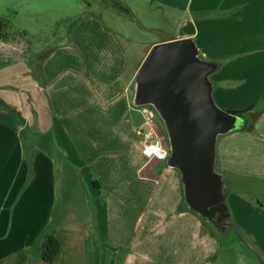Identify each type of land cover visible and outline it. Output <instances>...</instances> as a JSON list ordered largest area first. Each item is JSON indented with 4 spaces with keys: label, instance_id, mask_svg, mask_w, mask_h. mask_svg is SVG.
<instances>
[{
    "label": "crops",
    "instance_id": "1",
    "mask_svg": "<svg viewBox=\"0 0 264 264\" xmlns=\"http://www.w3.org/2000/svg\"><path fill=\"white\" fill-rule=\"evenodd\" d=\"M154 2L182 14V35L164 42L191 40L213 66L207 81L217 108L241 112L261 99L264 0H128L127 7L149 11ZM67 36L38 71L25 60L0 63V99L14 110L0 109V264H48L40 248L51 233L60 244L51 264H219L218 237L185 201L154 105L161 120L142 124L147 107L135 77L153 45L132 53L124 26L92 14ZM148 133L162 141L165 159L144 154ZM215 137L220 203L227 204L225 186L239 192L242 180L264 192V112L250 130ZM230 208L239 217L251 209L236 201ZM262 216L252 222L259 264Z\"/></svg>",
    "mask_w": 264,
    "mask_h": 264
},
{
    "label": "rangeland",
    "instance_id": "2",
    "mask_svg": "<svg viewBox=\"0 0 264 264\" xmlns=\"http://www.w3.org/2000/svg\"><path fill=\"white\" fill-rule=\"evenodd\" d=\"M127 2L123 0L118 3L119 7L127 10L123 12L114 7L110 0H0V18L8 21V29L0 35V63L25 60L30 69L35 71L44 56L46 58L59 44L68 42L67 33L73 24L90 14L103 18L110 28L124 26L128 36L125 42L127 47L140 56L152 45L173 42L175 40L164 41L182 35V14L179 11L162 7L156 2L152 3L149 11L134 4H131L133 10H129ZM227 8L224 6L223 13ZM211 101L214 104L212 96ZM145 105L153 112L155 122L160 121V113H156L152 104ZM261 105H264L261 101L257 102L256 109ZM241 122L242 119L238 118L237 127ZM167 142L169 144L168 138ZM242 181V186H238L239 192H236V187L226 186L225 192H221L227 204L220 203V212L212 215L215 224L203 219L218 237L215 238L219 240V264L260 263L257 258L259 251L252 242L255 237L252 222L259 215H264V192L256 187L254 181ZM233 201L251 209L239 217L230 208Z\"/></svg>",
    "mask_w": 264,
    "mask_h": 264
},
{
    "label": "water",
    "instance_id": "3",
    "mask_svg": "<svg viewBox=\"0 0 264 264\" xmlns=\"http://www.w3.org/2000/svg\"><path fill=\"white\" fill-rule=\"evenodd\" d=\"M213 66L200 60L191 40L153 46L137 71L140 103H150L164 120L169 163L181 173L191 210L215 224L220 212L219 178L213 173L214 136L237 128V118L211 101L207 76Z\"/></svg>",
    "mask_w": 264,
    "mask_h": 264
},
{
    "label": "trees",
    "instance_id": "4",
    "mask_svg": "<svg viewBox=\"0 0 264 264\" xmlns=\"http://www.w3.org/2000/svg\"><path fill=\"white\" fill-rule=\"evenodd\" d=\"M114 7H117L119 10L123 12H127L126 9L124 8L122 9L121 7H119L117 2H114ZM5 29H8V21L0 18V35L1 36L2 34L5 33L4 31ZM44 59H45V56L42 58V60ZM38 70L39 68L37 65V71ZM259 101H261V103L264 104V95H262ZM256 104L257 102H255L254 104H252L247 109L241 112H226L227 114L233 117H236L237 119L238 118L242 119L241 125L237 127V130L238 129L243 130V131L250 130L252 127V123L256 119V117L260 113L264 112V105H261L259 109H256ZM0 109L7 110L9 112H14V110L11 107H9L7 104H5V102L2 101L1 99H0ZM59 249H60V244H59V239L56 233H51L47 235L40 248L41 259L48 264L53 263L57 257Z\"/></svg>",
    "mask_w": 264,
    "mask_h": 264
},
{
    "label": "built area",
    "instance_id": "5",
    "mask_svg": "<svg viewBox=\"0 0 264 264\" xmlns=\"http://www.w3.org/2000/svg\"><path fill=\"white\" fill-rule=\"evenodd\" d=\"M142 115V124L149 125V122L153 119L151 111H149L148 109H144L142 111ZM138 134L142 133L138 132ZM142 148L144 154L149 158H153L160 161L165 159L166 157V149L163 146L162 141L158 138H152L149 133L145 134Z\"/></svg>",
    "mask_w": 264,
    "mask_h": 264
}]
</instances>
